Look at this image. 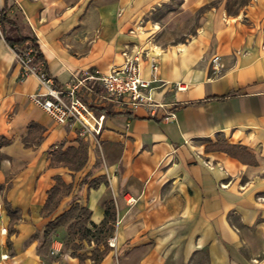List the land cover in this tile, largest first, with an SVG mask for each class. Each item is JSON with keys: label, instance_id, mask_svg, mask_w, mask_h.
Masks as SVG:
<instances>
[{"label": "crops", "instance_id": "1", "mask_svg": "<svg viewBox=\"0 0 264 264\" xmlns=\"http://www.w3.org/2000/svg\"><path fill=\"white\" fill-rule=\"evenodd\" d=\"M2 11L34 36L60 88L137 48L150 79L155 57L153 94L177 117L103 99L87 80L76 95L104 114L99 132L59 122L0 37V264H264V0H0ZM82 144L81 166L60 158ZM75 204L92 230H113L76 238L73 253L67 225L46 227Z\"/></svg>", "mask_w": 264, "mask_h": 264}, {"label": "built area", "instance_id": "2", "mask_svg": "<svg viewBox=\"0 0 264 264\" xmlns=\"http://www.w3.org/2000/svg\"><path fill=\"white\" fill-rule=\"evenodd\" d=\"M0 37H4L1 13ZM13 49L20 64L21 78L33 74L37 76L40 82V90L32 94L31 98L59 122L64 123L74 118L81 122L85 131L99 132L104 114L96 115L82 98L76 95L77 89L85 86L87 80L100 84L102 88L101 98L103 99L112 100L122 106H146L150 109L152 115L160 116L166 121L177 117L176 111L172 107L173 103L157 99L153 94V90L164 83L158 76L159 63L155 57H152V77L147 79L142 76L141 58L143 51L139 48L132 54L125 50L123 62L113 65L107 71H102L99 68L81 70L80 74L74 75V83L67 88L57 86L52 76L47 73L43 62L36 60L39 46L27 42L25 45L15 46ZM219 59L218 54H215L212 58L215 71L220 70ZM175 86L177 89L186 87L183 82H175ZM86 118L93 121V126L86 121ZM96 125H98V128ZM137 200L138 197L132 195L128 197L130 204L135 203ZM117 222L119 223V221ZM115 238L116 235L114 234L109 239L111 246L115 245ZM58 252V250H52V253Z\"/></svg>", "mask_w": 264, "mask_h": 264}, {"label": "trees", "instance_id": "3", "mask_svg": "<svg viewBox=\"0 0 264 264\" xmlns=\"http://www.w3.org/2000/svg\"><path fill=\"white\" fill-rule=\"evenodd\" d=\"M1 21H2L4 38L11 47L23 46L27 42H31L38 47L34 36H32L31 34H22L21 28L17 26L16 20L12 16L10 17L7 15L6 12L2 11ZM7 25L13 26L15 28L17 32L15 37H12L11 35L7 33V27H6ZM36 60L43 62V64L45 62L44 56L40 48L36 56ZM59 154H60L61 159L67 160L69 162L78 163V166H81L86 160V149H85L84 144L80 145L78 148H70L66 151L60 152ZM105 213H106L107 221L114 219L115 212L113 208V202L111 201L107 202ZM89 221H90L89 209L79 204H75L67 212L62 214L59 218L48 223L46 227V235L51 234L54 231V229L61 224L67 225L69 229V236L65 244H66V247H71L72 249H74L73 253H76L75 250L77 248H80L82 245L75 241L76 238L89 239L90 236L96 235L95 241L100 242V241L106 240L107 237L112 233V230H113L112 226H108L107 229L104 230V226H106L105 223H102L100 226H95L97 232L92 230L88 226ZM103 231L105 233L103 234V236H101L100 234ZM106 249L107 247H105L104 250L102 251L95 249L93 251L92 256L95 259H99L103 256Z\"/></svg>", "mask_w": 264, "mask_h": 264}, {"label": "rangeland", "instance_id": "4", "mask_svg": "<svg viewBox=\"0 0 264 264\" xmlns=\"http://www.w3.org/2000/svg\"><path fill=\"white\" fill-rule=\"evenodd\" d=\"M228 5H230V3L231 2H226ZM230 10H231V8H230ZM20 21V23H21V19L19 20ZM23 25V24H22ZM8 26L10 27V25H7L6 27H7V33L9 34V35H11V36H13V35H15L16 33H15V31H10L11 29H9L8 28Z\"/></svg>", "mask_w": 264, "mask_h": 264}, {"label": "bare ground", "instance_id": "5", "mask_svg": "<svg viewBox=\"0 0 264 264\" xmlns=\"http://www.w3.org/2000/svg\"><path fill=\"white\" fill-rule=\"evenodd\" d=\"M86 121L89 122V124H90L91 126H93V124H94L93 121H91V120L88 119V118H86Z\"/></svg>", "mask_w": 264, "mask_h": 264}]
</instances>
